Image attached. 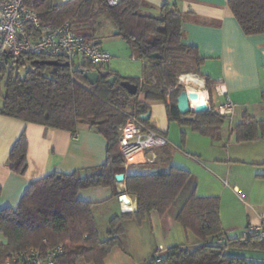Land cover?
<instances>
[{
    "label": "trees",
    "instance_id": "1",
    "mask_svg": "<svg viewBox=\"0 0 264 264\" xmlns=\"http://www.w3.org/2000/svg\"><path fill=\"white\" fill-rule=\"evenodd\" d=\"M30 1L39 21L52 26L67 20L75 26L81 18L106 15L133 55L148 61L149 68L143 78L124 77L105 66L95 68L87 60H80L77 67L75 62L41 53L22 54L10 59L8 65H0L5 74L0 89L1 115L72 133L85 124L106 140L103 163L69 173L52 171L31 181L15 207L0 208V232L6 239L0 243V263L23 249L61 243L64 249L54 264H104L113 247L122 248L123 221L133 219L140 224L151 211L165 215L191 179L190 171L175 165L154 172H125V158L119 149V127L132 115L147 112V102L151 101L165 103L170 121L189 126L212 141L220 139L227 119L212 104L208 110L191 115H182L176 108V97L183 89L180 75L192 72L205 78L210 97L214 83L201 73L204 57L196 46L183 42V13L173 2L165 1L156 14H149L141 10L142 0H117L114 4L108 0ZM227 4L244 34L264 33V0H227ZM48 59L68 64L48 65L44 62ZM187 62L195 69L188 65L182 69L181 65ZM21 66L22 74L18 71ZM87 70L98 72L95 84L89 83ZM111 77H115L113 83L109 81ZM122 80L136 84L137 92L128 93L120 85ZM142 123L148 126V119H142ZM233 131L238 142L264 140V118L244 112ZM165 145L159 146L160 162L168 161L171 155V148ZM9 163L16 174L27 169L24 130L10 148ZM118 173H126L125 192L135 196L136 207L111 216L101 238L93 213L94 203L79 199L77 193L84 188L108 186L112 196H117L115 175ZM174 218L198 239L197 245L177 243L160 251L156 248L141 264H264L262 260L226 254L227 249L264 251V238L247 234L243 241L242 232L231 237L223 234L218 196H198L192 187Z\"/></svg>",
    "mask_w": 264,
    "mask_h": 264
},
{
    "label": "crops",
    "instance_id": "2",
    "mask_svg": "<svg viewBox=\"0 0 264 264\" xmlns=\"http://www.w3.org/2000/svg\"><path fill=\"white\" fill-rule=\"evenodd\" d=\"M142 1L141 10L149 14H156L165 1L175 4L183 13V42L196 46L204 57L201 73L207 74L214 83L210 97L205 78L190 72L202 80V87L197 85L193 88L201 91L209 107L211 104L215 107L226 98L236 106L231 116L226 118L220 139L216 141L192 131L189 126L178 124L181 130H189L193 138L192 150L185 151L173 144V138L170 139L171 122L165 103L147 102L150 111L148 126L166 137L165 146L171 148V155L168 161L160 162L158 151L135 153L132 156L138 160L128 161L124 166L125 172H154L175 165L190 171L191 179L182 189L185 190L184 195L181 196V190L165 215L151 211L140 224L133 219L123 221L122 248L113 247L104 264H141L159 246L165 249L177 243L188 247L197 245L198 239L174 218L192 187L198 196L219 197L222 232L229 237L239 235L249 225L259 224L264 217V140L238 142L233 131L244 112L264 118V33L244 34L227 0ZM77 24H85L90 29L86 35L98 41L113 58L115 50L105 43L103 45V41L110 42L120 37L112 32L115 28L110 18H81ZM123 50L119 48L116 51L120 53ZM110 61L104 68L124 77L143 78L144 71L149 68L148 61L141 60L143 68L140 73L123 74L111 67ZM179 83L184 84L181 77ZM217 90L223 94H218ZM22 130L27 138V169L23 174H16L10 169L9 151ZM172 147L184 154L187 161L175 162ZM105 152V138L85 124L72 133L0 114V208L15 207L31 181L52 171L69 173L74 169L97 166L105 161ZM115 186L117 196H112L108 186L84 188L77 193L79 199L94 203L93 213L101 238L108 219L123 211L119 195L125 194L130 199L131 210L136 207L135 196L125 192L124 178L115 181ZM5 241L0 232V243Z\"/></svg>",
    "mask_w": 264,
    "mask_h": 264
},
{
    "label": "built area",
    "instance_id": "3",
    "mask_svg": "<svg viewBox=\"0 0 264 264\" xmlns=\"http://www.w3.org/2000/svg\"><path fill=\"white\" fill-rule=\"evenodd\" d=\"M117 0H108L114 4ZM45 54L51 57H61L66 61L87 60L95 68L106 66L111 54L102 48L93 38L77 33L70 21L58 26L41 23L30 0H0V65H8V61L22 54ZM5 74L0 69V89ZM218 94L223 92L217 90ZM236 104L229 98L219 102L214 110L229 118ZM210 108V107H209ZM119 149L128 159L135 153L167 143L166 137L142 123L139 116L132 115L126 123L119 127ZM130 200V199H129ZM123 205L122 200H119ZM130 204V202L128 203ZM126 209L123 208V211ZM247 234H256L264 238V217L257 225H249L241 233L244 241ZM218 244L221 240H217ZM43 243H46L43 240ZM46 245V244H44ZM63 244L54 246H34L20 250L0 264H54L55 258L63 252ZM163 250L162 246L158 251Z\"/></svg>",
    "mask_w": 264,
    "mask_h": 264
},
{
    "label": "rangeland",
    "instance_id": "4",
    "mask_svg": "<svg viewBox=\"0 0 264 264\" xmlns=\"http://www.w3.org/2000/svg\"><path fill=\"white\" fill-rule=\"evenodd\" d=\"M97 16H100L101 18L104 17L105 19H108L106 17V15H104L102 13L98 14ZM74 28H75L76 32L80 33V34H87L90 31V29L85 24H77L76 23ZM113 31H114V29L112 30V32ZM104 43H105V45L107 44V46H109L110 48H113V50H115V52L114 51L112 52L113 53V58L111 57L112 60L111 59H110L111 61L109 60L111 67L116 68L117 70H119L123 74H130L131 75V74H138L141 72V70L143 68L142 61L135 56L133 58H131V55L133 54V52L130 50L128 45L125 43V41L121 37H119L118 40L115 39V40L110 41V42L103 41V45H104ZM119 48L122 50L124 49V50L122 52L118 53L116 50H118ZM79 61L80 60H78V59L75 60V66H77V67L79 66ZM187 65L190 66L191 70L195 69L193 64L190 65V62H187V64H182L181 65L182 69L187 68ZM18 71L20 74H22L24 71L23 67L22 66L19 67ZM180 77H181V75L178 77L179 81H180ZM3 81H5V78ZM182 83H183V81H182ZM2 86H3V84H2ZM2 86H1V90H2ZM186 86L187 85L184 83L183 87H186ZM169 122H171L169 136H170V139L173 138V142H174L173 144H175V145L177 144L180 148L184 149L185 151L192 150L191 149L192 148L191 142H193L192 141L193 138H192L190 131L189 130L186 131V128H182V130H181V128L179 127L178 123L175 120H171V121L169 120ZM184 129L186 132H183ZM188 139H190L189 142H188ZM150 150L161 152L160 148H152V149L149 148V150L146 149L144 151L148 152ZM172 154H173V156H172L173 160H175V162H177V163L186 162L187 161L186 159H188V158H184L185 157L184 154H182L181 152L174 149V147H172ZM184 193H185V190H182L181 196H183ZM103 211L105 212L106 209L104 208ZM103 236H104V234H103Z\"/></svg>",
    "mask_w": 264,
    "mask_h": 264
},
{
    "label": "water",
    "instance_id": "5",
    "mask_svg": "<svg viewBox=\"0 0 264 264\" xmlns=\"http://www.w3.org/2000/svg\"><path fill=\"white\" fill-rule=\"evenodd\" d=\"M114 34H118V30L114 29ZM44 62L48 65H67L68 62H60L57 59H48L44 60ZM85 76L87 77L89 83L95 84L98 79V72L94 70L85 71ZM115 77H111L109 79L110 83L114 82ZM120 85L123 86L128 93L134 94L137 92V85L128 81L122 80L120 81ZM183 86V85H182ZM197 93L195 91H188L186 87L179 92L176 97V108L178 112L182 115L189 114L190 112H199L209 109V105L206 101H204L201 105L196 107H192L191 99L197 98ZM150 111L148 110L145 113H141L139 117L141 119H148ZM124 178L123 173H118L115 175L116 181H122ZM119 200H122L124 203L128 204L130 202L129 198L125 194H121L118 196ZM226 254L238 257H244L254 260H262L264 261V251H256V250H243V249H227Z\"/></svg>",
    "mask_w": 264,
    "mask_h": 264
},
{
    "label": "bare ground",
    "instance_id": "6",
    "mask_svg": "<svg viewBox=\"0 0 264 264\" xmlns=\"http://www.w3.org/2000/svg\"><path fill=\"white\" fill-rule=\"evenodd\" d=\"M182 81L188 85V91H195L198 95L197 98L191 99V105L192 107H196L198 105H201L204 102V99L202 97L201 91H198L197 89H194L193 86H201L202 87V80L198 78V76L191 74V73H185L181 75ZM140 153V152H139ZM139 157L141 158V154H139ZM138 160V157L131 156L128 161H135ZM123 207L125 209H130L131 204H123Z\"/></svg>",
    "mask_w": 264,
    "mask_h": 264
},
{
    "label": "clouds",
    "instance_id": "7",
    "mask_svg": "<svg viewBox=\"0 0 264 264\" xmlns=\"http://www.w3.org/2000/svg\"><path fill=\"white\" fill-rule=\"evenodd\" d=\"M181 84V83H180ZM131 209L125 210V211H130Z\"/></svg>",
    "mask_w": 264,
    "mask_h": 264
}]
</instances>
